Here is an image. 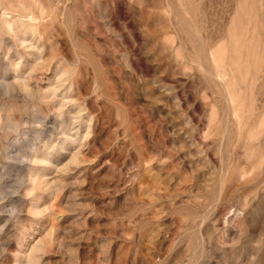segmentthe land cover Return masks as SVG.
<instances>
[{
    "label": "rangeland",
    "instance_id": "obj_1",
    "mask_svg": "<svg viewBox=\"0 0 264 264\" xmlns=\"http://www.w3.org/2000/svg\"><path fill=\"white\" fill-rule=\"evenodd\" d=\"M0 264H264V0H0Z\"/></svg>",
    "mask_w": 264,
    "mask_h": 264
}]
</instances>
